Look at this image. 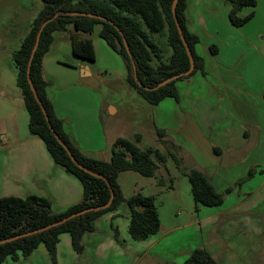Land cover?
I'll return each instance as SVG.
<instances>
[{"label": "crops", "instance_id": "obj_1", "mask_svg": "<svg viewBox=\"0 0 264 264\" xmlns=\"http://www.w3.org/2000/svg\"><path fill=\"white\" fill-rule=\"evenodd\" d=\"M256 1L255 8L239 11V17L254 12L253 18L241 27L231 24L227 0L185 1V27L199 40L195 53L202 67L182 79L184 88H177V107L166 113V128L161 114L156 122L141 119L126 120V125L116 123L120 111L100 91V75L92 67L96 60L88 62L72 52V27L54 33L42 61L47 99L63 132L85 156L109 161L117 139L130 140L141 148L145 135H155V147L149 148L158 149L167 161L171 150L159 144L158 132L163 131L164 140L172 141L175 139L167 133L174 129L181 140L176 143L193 150L196 169L207 176L216 191L231 190L228 200L237 192L235 182L240 175L256 168L257 174L249 181L252 186L247 184L250 208L241 209L244 199L234 200L230 206L223 202L216 213L205 214L197 223L198 246L180 248L175 253L184 262L195 249L205 248L218 264L221 259L227 260L226 264H249L259 250L258 242L250 237V229L255 232L264 228V0ZM93 44L97 56L94 41ZM14 52L0 48V198L43 197L51 201L54 211H63L83 200L84 188L77 177L55 163L45 142L31 134L29 112L16 83L17 69L15 72L12 65ZM160 103L155 106L160 108ZM238 159L249 165L233 175L235 165H240ZM255 182L259 184L254 186ZM242 229L248 231L244 239L239 238ZM176 230H166L161 224L156 236L143 241L148 244L147 251L155 247L160 251L175 250L176 243L180 245L173 235ZM97 231L95 222L93 233ZM88 238L84 235L83 241ZM116 241L110 234V238L94 242L93 255L101 258Z\"/></svg>", "mask_w": 264, "mask_h": 264}, {"label": "trees", "instance_id": "obj_2", "mask_svg": "<svg viewBox=\"0 0 264 264\" xmlns=\"http://www.w3.org/2000/svg\"><path fill=\"white\" fill-rule=\"evenodd\" d=\"M42 1V10L32 23L19 49L12 54V60L17 69L16 83L23 94L29 112L31 134L40 137L45 142L58 166L81 181L84 197L80 203L63 211H54L51 201L43 197L0 198V241L44 228L83 210L104 207L110 200L111 190L114 193V199L107 208L93 210L42 233L0 245V264H4L8 258L12 261H18L21 257H29L40 245L46 247L55 261L59 238L64 233L70 235L73 249L82 254L84 249L83 236L95 230V221L98 218L116 211L122 203H125L129 209L128 233L134 241L149 240L159 233L161 227L156 198L143 195L140 192L126 198L119 184V177L125 172H136L144 177H157L159 166L166 162V157L158 149L144 150L130 140L119 138L111 147L110 160L103 161L85 156L63 132L62 123L55 116L53 107L46 96L47 84L43 78L42 68L43 58L50 49L55 32L68 31L72 27L70 40L74 56L88 62H94L96 52L93 40L89 36L96 26H100L99 37L125 61L128 84L146 102L152 105H158L166 98L177 100L178 90L175 83L192 76L202 67L201 59L195 53V45L199 40L196 36L191 35L185 27L186 0H179L176 13L193 54L195 69L189 76L181 77L162 88L151 91H147L145 88H154L160 82L186 72L190 67L186 49L173 19L171 10L173 0ZM227 4L230 6L229 20L231 24L235 27H241L253 18L254 12L245 17H239V11L244 7L255 8L257 1L227 0ZM72 12L103 16L113 25L98 18L73 16L71 15ZM51 19L53 20L42 31L40 44L30 67V77L56 134L70 149L79 164L91 172L101 175L104 179L86 173L72 162L66 150L51 132L28 82V62L38 31L43 23ZM115 25L123 36L115 28ZM124 39L128 43L131 55L125 48ZM135 74L142 83V87L135 80ZM158 135L163 138L164 132L159 131ZM170 154L175 156L171 151ZM175 162L176 166L182 169L180 168L182 164L176 156ZM182 170L191 185L196 208H214L223 204V193L216 191L205 174L197 169L183 167ZM251 175L252 173L249 174V176ZM158 183L162 185L163 180L159 178ZM230 192V189L226 191V193ZM115 232L117 236V229ZM184 264L218 263L205 248H197Z\"/></svg>", "mask_w": 264, "mask_h": 264}, {"label": "rangeland", "instance_id": "obj_3", "mask_svg": "<svg viewBox=\"0 0 264 264\" xmlns=\"http://www.w3.org/2000/svg\"><path fill=\"white\" fill-rule=\"evenodd\" d=\"M42 8V0H0V48L18 50L21 41L28 34L27 32H29L32 23ZM99 30L100 26H96L90 35L97 50L96 61L92 63V67L100 75L98 86H100L99 88L104 98L107 102L114 103L119 108L120 114L115 119L116 123L121 121L120 125H126V120L139 122L141 119H146L148 123L150 121L156 122L161 114L160 118L166 128V113L176 109L175 100L166 98L160 103V108L146 102L128 84L124 59L99 37ZM7 65L9 67V63ZM12 65L16 72L13 62ZM183 82L184 80L177 81L175 87L181 89ZM173 130L170 129L167 135L175 140H172L173 142L168 138L164 140V133L163 138L159 139V144L166 151L171 150L175 154L182 164L180 168L196 169V158L192 155L193 150L184 147L180 148L181 146L177 144L181 141L180 136L175 135L176 132H173ZM154 138L155 135H145L141 148L155 147ZM171 142L174 144H171ZM175 156L167 155V161L165 164L160 165L157 177H144L136 172H125L120 178L125 197L129 198L140 192L143 195L156 198L161 224L166 230L177 228V232L173 235L175 239H179L180 245L176 243L175 250L160 251L158 247H155L152 251H147L148 244L146 242L134 241L128 233L129 209L125 203H122L112 214L108 213L95 221L98 231L85 234L90 236V238L85 241L82 240L84 247L82 254L77 253L73 249L70 235L64 233L59 238L55 261L48 253L46 247L40 245L29 257H21L18 261H12L8 258L4 264H182L185 259L181 256L176 257L175 253L180 251V248L189 249L198 246L200 233L197 223L205 214L216 213L218 209L217 207L196 208L189 180L182 173L183 170L176 166ZM239 160H237V164L240 165H235L236 167L231 171L233 175H237L241 172L242 167L249 165L248 161L242 163V160ZM260 169L263 170L262 167ZM249 174L246 171L235 182L237 192L233 194L232 201L227 199L229 193H226V190L221 192L224 195L225 206L235 203L234 200L238 202V200L244 199L246 203L242 205L241 209L250 208L251 202L247 203L246 201V197L250 192L247 184L252 186L249 181L257 174L256 168L252 169L251 176ZM159 178L163 180L162 185L158 183ZM258 184V182H255L254 186ZM201 210L203 211L202 213ZM259 211L261 210L259 209ZM107 215L117 216L109 218ZM116 229L118 232L117 236ZM250 232L252 235L249 236L254 238L255 242H258L259 250L251 258L249 264H264V228L255 230V232L250 229ZM247 233L248 231L242 229L239 233V238L244 239V234ZM110 234L115 237L117 243L115 242V246L108 249L101 258L95 257L93 255L94 242L98 243L103 239L110 238ZM233 239L236 240V237ZM158 246L160 247V245ZM166 255L167 257H165ZM169 260H175V263L169 262ZM220 262L221 264H226L227 260L221 259Z\"/></svg>", "mask_w": 264, "mask_h": 264}, {"label": "water", "instance_id": "obj_4", "mask_svg": "<svg viewBox=\"0 0 264 264\" xmlns=\"http://www.w3.org/2000/svg\"><path fill=\"white\" fill-rule=\"evenodd\" d=\"M179 3V0H173L172 2V15H173V19H174V22H175V25H176V28H177V31H178V34L180 36V39L182 40V43L186 49V53L188 55V58H189V62H190V67L189 69L184 72V73H181V74H178V75H175V76H172L162 82H160L157 86H155L154 88H145L147 91H151V90H157L159 88H162L164 87L165 85L171 83L172 81L174 80H177L181 77H186V76H189L195 69V61H194V57H193V54L191 52V49L187 43V40L184 36V33H183V29L180 25V22H179V19L177 17V13H176V9H177V5ZM71 15L75 16V15H80V16H89V17H92V18H98L100 20H103V21H107L109 22L110 24L113 25V23L109 20H107L106 18H104L103 16H99V15H96V14H86V13H78V12H72ZM55 18V17H54ZM53 19L49 20V21H46L45 23H43V25L41 26L40 30L38 31V34H37V37H36V41H35V44H34V47L32 49V52H31V56H30V59H29V62H28V68H27V75H28V82H29V85H30V88L34 94V97L36 99V101L38 102V104L40 105V108L45 116V119H46V122L51 130V132L53 133V135L56 137L57 141L59 142V144L66 150L67 154L69 155L70 159L72 160V162L78 166L80 169H82L83 171H85L86 173H89L91 174L92 176L94 177H99V178H102L104 179V177H102L101 175H98L96 173H93L91 172L90 170H88L87 168H85L84 166H82L81 164L78 163V161L74 158V156L72 155L70 149L66 146V144L61 140V138L56 134L54 128L52 127L51 123H50V119L48 117V114H47V111L45 109V107L43 106L42 102L40 101L39 97H38V94H37V91L32 83V80H31V77H30V67H31V64H32V61L34 59V56H35V53L39 47V44H40V39H41V34H42V31L43 29L45 28V26L50 22L52 21ZM115 28L120 32L119 28L115 25ZM120 34L123 36L122 32H120ZM124 45H125V48L128 52L129 55H131V51H130V48L128 46V43L127 41L124 39ZM135 80L137 81L138 85L140 87H142V83L138 80L136 74H135ZM114 199V193L113 191L111 190V197H110V200L109 202L104 206V207H101V208H107L111 205L112 201ZM101 208H95V209H87V210H83L79 213H75L69 217H66L58 222H55L53 224H50L44 228H41V229H38V230H35V231H31V232H28L26 234H22L20 236H17V237H14V238H10V239H6V240H2L0 241V245L2 244H5V243H8V242H11V241H14L16 239H19V238H24V237H28V236H32V235H35V234H39V233H42L44 231H47L51 228H54V227H57V226H60L66 222H68L69 220L73 219V218H76V217H79V216H82L88 212H91L93 210H99Z\"/></svg>", "mask_w": 264, "mask_h": 264}]
</instances>
